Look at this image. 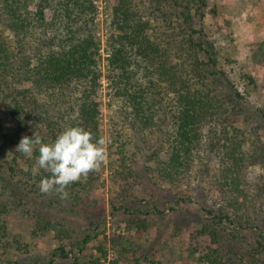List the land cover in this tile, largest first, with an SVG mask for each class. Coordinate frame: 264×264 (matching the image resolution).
I'll return each instance as SVG.
<instances>
[{
	"label": "trees",
	"instance_id": "1",
	"mask_svg": "<svg viewBox=\"0 0 264 264\" xmlns=\"http://www.w3.org/2000/svg\"><path fill=\"white\" fill-rule=\"evenodd\" d=\"M168 5L180 7L189 23L183 29L186 38L180 41L173 35L175 18L170 19ZM208 6L209 0H118L107 47L113 106L122 123L135 133V146L147 161L154 162L153 171L162 179L183 181L195 172L196 160H203V153L206 162L217 163L215 186L225 204L203 203L212 217L205 218L198 230L210 235V249L195 259V248H191L183 264H264V139L259 125L243 129L229 122L233 113L243 110L239 98L243 96L236 92L238 100L229 99L227 106L221 94L223 84L217 85V78L211 76L220 72L226 78L225 66L233 60L222 61L206 30L195 28L194 7L204 14ZM46 9L52 12L51 20ZM97 12L95 0H0V204L4 210L13 208L36 217L32 233L55 231L56 254L62 259H69L80 243L75 231L84 232L81 245L103 232L98 228L105 221L100 205L84 198L96 182L93 173L69 185V197L61 199L55 192L43 194L38 188L40 180L50 174L42 169L32 174L37 147L32 157L15 150L8 158L6 153L25 135L33 137L37 131L46 142L52 141L69 125H82L96 138L104 136L99 99L104 73L98 64L101 41L94 27ZM3 27L12 33L10 39ZM171 45L176 46L173 52ZM199 53L211 58L205 62ZM27 82L30 86H24ZM150 133L158 134L151 143L141 136ZM123 140L124 155L129 153V143ZM161 151L169 157L163 158ZM252 167L262 168L254 181L248 177ZM130 176L136 177L132 168L127 173ZM147 178H152L151 172ZM249 184L257 191H250ZM113 207L131 210L125 203ZM52 209L82 213L89 225L77 230L72 218L52 216ZM135 225L141 232L151 223L146 218ZM9 235L6 221L0 219V250L9 243L18 250L24 245L28 251L27 243ZM112 241L116 253L109 264H140L134 240L118 236ZM99 248L107 257L106 250ZM50 260L52 264L54 258ZM17 261L24 263L20 258ZM33 263L43 262L35 259ZM150 264L161 263L152 259Z\"/></svg>",
	"mask_w": 264,
	"mask_h": 264
},
{
	"label": "rangeland",
	"instance_id": "2",
	"mask_svg": "<svg viewBox=\"0 0 264 264\" xmlns=\"http://www.w3.org/2000/svg\"><path fill=\"white\" fill-rule=\"evenodd\" d=\"M95 1L98 6L94 25L95 35L101 41V54L97 58L99 68L104 73L100 79L102 85L99 90L101 125L109 143L106 145V162L99 172H93L96 182L86 191L84 198H89L95 201L96 205H100L105 221L102 220L98 228L103 229V232L81 245L84 232L75 231L74 235L80 243L75 244L69 259H62L56 254L59 240L55 236V231L32 233L36 230V217L13 208L4 210L1 203L0 219L7 223L9 238H19L27 243L28 251L24 250V245L21 250H18L15 248L16 245L12 247L7 243V246L0 250V264H21L17 261L18 258L24 261L23 264H34L35 259H40L42 264H51V258H54L52 264H86L87 260H94L93 264H109L110 258L116 253L112 238L118 236H126L135 241L136 258L141 259L140 264H150L152 259L161 264H183L182 259L189 254L191 248H195V259L200 258L210 249L208 246L211 243L210 235L200 234L198 230L205 218L212 217L202 207L203 203L212 204L213 201H218L219 204H225L222 194L215 186L217 163L206 162V154L203 153V160H196L195 172L179 183L162 179L155 170L153 171L154 162L147 161L142 150L135 146L137 143L135 133L129 126L122 123V117L117 114L113 106V89L107 77V55L109 54L107 47L111 35L113 7L118 0ZM166 8L171 10L170 19L175 18L173 23L176 30L173 35L178 41L186 38L183 29H188L189 23L181 16V10L178 9L180 7L168 5ZM203 11H205L204 14H199L195 7L193 9L195 28L206 30L218 46L222 61L233 60L225 66V72L229 78L221 76L220 72L217 75L212 73L211 76L217 78L219 83L217 85L223 84L224 91L221 94L227 106L229 99L236 100V92L239 91L243 96L239 97L243 110L240 113H233L229 122L243 129H251L259 125L258 130L264 139L262 114V108H264V0H209V6ZM46 15L47 19L51 20L50 9H46ZM4 31L5 36L10 39L12 33ZM169 48L173 52L176 46L171 45ZM199 56L205 62L211 58L209 55L203 56L202 53H199ZM209 69L214 70L212 67ZM245 74L250 75L252 81H249ZM30 84L27 82L24 86H30ZM156 135L158 134L150 133L141 136L147 141L150 140L151 143ZM122 139L129 143L127 147L129 153L124 155L121 153ZM2 141L3 138L0 136V142ZM16 147L14 145L8 147L6 157L11 158ZM161 155L163 158L169 157L166 151H161ZM205 166L209 170L204 171ZM35 167L38 168V165ZM131 168L136 177L128 178L127 173ZM261 171V167H252L248 172L249 179L254 181ZM150 172L152 178L148 179ZM249 186L250 191H257L255 185L249 184ZM139 199L146 201L141 205ZM123 203L130 205L131 210H125L123 207L118 210L113 207ZM156 208L159 212L155 211ZM146 210L152 213L146 214ZM251 211H249L250 215L253 214ZM49 212L52 216L62 215L67 219L72 218L77 230L81 225L83 229L89 225V221L82 213L74 214V216L71 212L59 209H52ZM146 218L151 226L140 232L135 224L140 219ZM227 231H232L230 226H227ZM231 239H234L233 235ZM243 244L246 245V242L243 241ZM99 246L106 250L107 257ZM235 246L240 245L235 244ZM32 256L34 257L31 261ZM206 264L209 263L206 262Z\"/></svg>",
	"mask_w": 264,
	"mask_h": 264
},
{
	"label": "clouds",
	"instance_id": "3",
	"mask_svg": "<svg viewBox=\"0 0 264 264\" xmlns=\"http://www.w3.org/2000/svg\"><path fill=\"white\" fill-rule=\"evenodd\" d=\"M108 143L106 136L96 138L90 130L77 124L65 127L52 141L46 142L37 131L33 137L25 135L19 141L16 152L32 157L34 147H37L38 168L33 167L32 174L37 175L38 169L50 174L40 180V192H55L61 199H67L69 185L101 170L107 159Z\"/></svg>",
	"mask_w": 264,
	"mask_h": 264
}]
</instances>
